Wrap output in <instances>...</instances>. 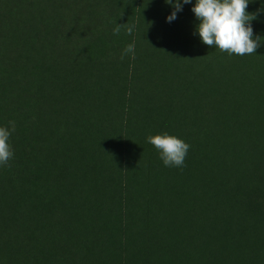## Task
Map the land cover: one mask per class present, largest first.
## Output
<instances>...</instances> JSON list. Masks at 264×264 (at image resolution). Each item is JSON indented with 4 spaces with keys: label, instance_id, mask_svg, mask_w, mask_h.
<instances>
[{
    "label": "rangeland",
    "instance_id": "rangeland-1",
    "mask_svg": "<svg viewBox=\"0 0 264 264\" xmlns=\"http://www.w3.org/2000/svg\"><path fill=\"white\" fill-rule=\"evenodd\" d=\"M194 4L0 0V264H264V0L244 56L201 42Z\"/></svg>",
    "mask_w": 264,
    "mask_h": 264
},
{
    "label": "clouds",
    "instance_id": "clouds-1",
    "mask_svg": "<svg viewBox=\"0 0 264 264\" xmlns=\"http://www.w3.org/2000/svg\"><path fill=\"white\" fill-rule=\"evenodd\" d=\"M173 11L166 17L167 22L177 18V13L183 10L184 4L192 0H164ZM249 0H195L191 8L198 24L194 34L199 35L203 44L216 47L229 55H252L261 46V37L255 36L251 21L257 18L255 13L246 12ZM264 10V9H261ZM135 24H116L113 34L119 35L121 28L132 35ZM131 55L135 59V42L129 43L123 49L121 59ZM15 131V122L9 121L7 126H0V166L8 165L13 158L12 146L9 143ZM147 143L154 146L160 159L166 167H184L190 145L168 132H161L146 137Z\"/></svg>",
    "mask_w": 264,
    "mask_h": 264
}]
</instances>
